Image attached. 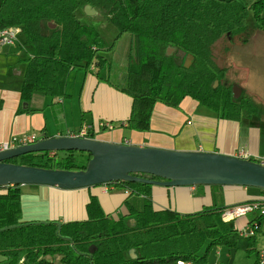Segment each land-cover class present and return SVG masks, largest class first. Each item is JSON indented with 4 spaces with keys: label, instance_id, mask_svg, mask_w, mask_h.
I'll list each match as a JSON object with an SVG mask.
<instances>
[{
    "label": "trees",
    "instance_id": "1",
    "mask_svg": "<svg viewBox=\"0 0 264 264\" xmlns=\"http://www.w3.org/2000/svg\"><path fill=\"white\" fill-rule=\"evenodd\" d=\"M86 6L118 31L116 40L129 36L128 79L121 89L133 99L129 128L145 129L155 102L177 106L186 96L228 119L258 114L259 107L250 99L245 101L244 95L232 99L233 85L226 87L220 80L226 69L216 66L215 49L222 55L219 59L228 63L232 44H247L253 30L264 33V0H0V30L17 29L15 44L34 51L23 73V94L36 90L63 96L75 67L102 61L100 52L107 48L93 27L94 19L83 16ZM168 48L174 50L169 54ZM188 55L193 58L186 67ZM50 153L27 154L8 162L77 171L90 159L83 152L59 151L49 157ZM76 153L86 154L85 164L75 163ZM111 185L143 195L139 210L127 200L123 203L128 215L134 216L133 226L123 216L114 219L98 211L93 202L83 220L59 225L24 222L19 186L0 188V256L8 264H55V259L59 264H208L213 248H233L240 238L234 219L222 217L224 207L184 214L156 209L153 185ZM252 239L245 250L255 251L256 264L257 235Z\"/></svg>",
    "mask_w": 264,
    "mask_h": 264
},
{
    "label": "crops",
    "instance_id": "2",
    "mask_svg": "<svg viewBox=\"0 0 264 264\" xmlns=\"http://www.w3.org/2000/svg\"><path fill=\"white\" fill-rule=\"evenodd\" d=\"M83 14L86 19H95L97 15L93 9L86 8ZM113 41H108V47L105 44L107 50L101 51L102 61H94L88 67H75L69 73L63 96H50L36 90H26L23 94V73L34 51L15 43L10 48L2 46L0 143L30 135H35L36 141L42 134L48 138L70 137L83 125H90L91 139L104 142L174 151L212 152L264 162V118L261 119L260 112L228 119L186 96L177 106L155 102L145 129L129 128L127 121L133 99L121 90L126 87L128 79V40L120 44L116 39ZM14 48L19 50L14 52ZM113 65L116 77L110 79ZM105 122L113 124L114 128L105 130L100 126ZM256 190L239 186L153 185L151 197L156 209L169 208L184 214L211 206L226 207L248 202L260 197L261 190ZM19 192L24 222L83 220L87 218V206L91 202L97 205L98 211L112 215L114 219L123 216L125 221L132 222L134 216L128 215L124 201L127 200L138 210L144 203L143 195L129 193L127 189L113 185L107 192L104 185L74 190L22 185ZM255 219L261 225V232L257 235L262 237L263 244L264 216L248 214L235 219L234 226L240 230Z\"/></svg>",
    "mask_w": 264,
    "mask_h": 264
},
{
    "label": "water",
    "instance_id": "3",
    "mask_svg": "<svg viewBox=\"0 0 264 264\" xmlns=\"http://www.w3.org/2000/svg\"><path fill=\"white\" fill-rule=\"evenodd\" d=\"M85 8L91 9L90 6ZM173 50L168 48L167 52L170 54ZM192 58L191 55L186 56V67ZM216 85L217 82L214 87ZM59 151L87 153L90 159L84 169L77 171L8 162L27 154ZM149 176L160 180L149 179ZM113 182L162 187L239 186L264 191V165L220 153L174 151L80 137L48 138L45 134L39 141L0 152V188L30 185L74 190ZM128 225L133 226V221ZM130 255L135 257L133 251Z\"/></svg>",
    "mask_w": 264,
    "mask_h": 264
},
{
    "label": "rangeland",
    "instance_id": "4",
    "mask_svg": "<svg viewBox=\"0 0 264 264\" xmlns=\"http://www.w3.org/2000/svg\"><path fill=\"white\" fill-rule=\"evenodd\" d=\"M249 24L251 26H254L252 23ZM93 27L100 32L104 47L105 44L107 46L108 41H113L118 34V31L102 18H97L95 20V23L93 24ZM128 38V34H123L120 38L117 39V41H119L120 44L123 42V40ZM3 47H0V50ZM8 47L9 46H5L4 48ZM218 49L219 48L215 49V64L219 68L225 67L224 69H226V71L223 72V78H221L220 80L223 81V84L225 83L224 86L226 87L233 85L231 90L232 99L236 101L242 95H244L245 101L249 99L252 100L259 107L258 112H260L259 115L261 116V119H263L264 33L258 30H253V36L250 38L247 44H243L239 41H236L234 44H232L228 59L226 61L228 63H224V61H221L219 59V56L222 57V55L217 53ZM18 50V48L13 49L14 52H17ZM32 53L33 51L31 52V54ZM115 77L116 67L113 65L110 73V79H114ZM75 160V163L79 166L85 164L86 154L76 153ZM126 223H130V221L127 220ZM249 239L253 240L252 238L240 237L237 241L236 246L230 249L226 248L225 246H218L213 248L208 254V264H253L256 260L255 251L245 250L246 244ZM255 242L256 243H253V247L258 249L262 245V237L257 235V239ZM54 261L55 264H59L58 259H55ZM0 264H8V261L4 260V258L0 256Z\"/></svg>",
    "mask_w": 264,
    "mask_h": 264
},
{
    "label": "built area",
    "instance_id": "5",
    "mask_svg": "<svg viewBox=\"0 0 264 264\" xmlns=\"http://www.w3.org/2000/svg\"><path fill=\"white\" fill-rule=\"evenodd\" d=\"M18 31L15 28H4L0 30V47L2 46H10L13 45L17 41ZM103 126L105 130H112L114 128L113 124L109 122H105L100 124ZM91 126L83 125L75 134H72L70 137H80V138H91L90 136ZM37 140L35 135H30L24 138H16L13 137L10 141L0 143V152L8 150L13 147L27 145L34 143ZM54 153H50L49 157H53ZM261 164L264 165V162ZM111 184L104 185V190L107 192ZM222 217L225 219H238L241 217H245L248 214H258L259 216H264V191L260 195V197L248 201L242 202L230 206H226L221 209ZM260 222L258 220H252L244 227L239 230L240 237L244 238H252L261 232ZM264 235V232H263ZM256 264H264V243L258 250L257 261Z\"/></svg>",
    "mask_w": 264,
    "mask_h": 264
},
{
    "label": "flooded vegetation",
    "instance_id": "6",
    "mask_svg": "<svg viewBox=\"0 0 264 264\" xmlns=\"http://www.w3.org/2000/svg\"><path fill=\"white\" fill-rule=\"evenodd\" d=\"M97 18H102V17H99L98 15H96L95 19L92 21L93 24L95 23V20H96ZM15 43H16V42H15Z\"/></svg>",
    "mask_w": 264,
    "mask_h": 264
}]
</instances>
